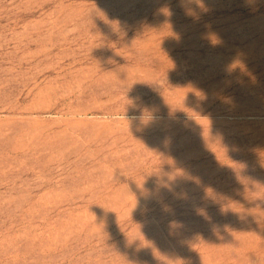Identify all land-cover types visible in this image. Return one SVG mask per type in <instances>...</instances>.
Wrapping results in <instances>:
<instances>
[{"label": "rangeland", "instance_id": "obj_1", "mask_svg": "<svg viewBox=\"0 0 264 264\" xmlns=\"http://www.w3.org/2000/svg\"><path fill=\"white\" fill-rule=\"evenodd\" d=\"M0 264H264V0H0Z\"/></svg>", "mask_w": 264, "mask_h": 264}]
</instances>
